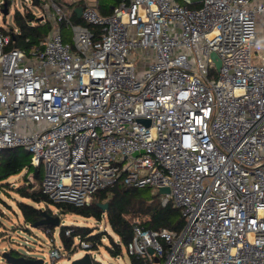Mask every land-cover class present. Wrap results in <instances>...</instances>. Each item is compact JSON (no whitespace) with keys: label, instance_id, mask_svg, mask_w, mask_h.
<instances>
[{"label":"built area","instance_id":"built-area-1","mask_svg":"<svg viewBox=\"0 0 264 264\" xmlns=\"http://www.w3.org/2000/svg\"><path fill=\"white\" fill-rule=\"evenodd\" d=\"M52 8L29 52L0 27V163L25 149L44 164L43 193L77 207L121 179L168 187L162 204L185 226L135 223L126 251L144 264H264V0H121L111 15L86 4L99 38ZM62 257L52 249V264Z\"/></svg>","mask_w":264,"mask_h":264},{"label":"trees","instance_id":"trees-1","mask_svg":"<svg viewBox=\"0 0 264 264\" xmlns=\"http://www.w3.org/2000/svg\"><path fill=\"white\" fill-rule=\"evenodd\" d=\"M5 1L8 4V8H10L12 1ZM120 2L121 0H111L110 2L98 0V9L103 15H111ZM38 3L39 0H33V4ZM84 6L82 3L70 4L73 12L71 21L74 24L88 26L95 33V37L99 38L102 29L87 25L78 15V9L84 8ZM14 22L15 28H12L11 32H6L12 37L13 42L10 47H18L26 52H29L34 46H38L53 30V24L50 21H42L31 10L16 11ZM60 27L62 32L64 28H67L65 23H60ZM64 38L67 40L65 36ZM29 154L28 151L23 154L21 148L7 149L3 152V158L0 163V188L4 189L6 186L5 180L20 174L24 175L26 184L17 189V194L25 201H18L17 207L25 225L33 226L43 220L44 209L39 207L40 205H44L46 213L53 217L55 216L52 210L54 208L59 214H74L86 219L95 218L98 221L106 218L108 226L117 237V240H115L108 235L112 244V246H108V250L113 256L123 254L124 249L132 240L135 223L153 231L181 232L185 226V219L181 209L172 202L163 205L161 196L153 192L151 188L129 187L122 182V179L113 186L98 191L89 205L77 207L66 203H56L43 193L41 187L43 177L40 167H35L31 164ZM32 169H36L34 173H32ZM34 179L40 183L38 188L34 187ZM105 203L108 204L107 210H103L99 206V204ZM37 228H43L46 232L50 230L51 233H54L56 228H61L59 234L62 245L67 250L75 248L77 239L90 244V249H97L101 244L102 237H100L99 233L92 234L93 231L88 228L83 230L76 226H65L62 225V222H60L59 227L43 225ZM66 230L70 231L69 235H66ZM10 253L13 255V252ZM25 257L29 258L28 256ZM131 260L132 264H144L141 259L134 256H131Z\"/></svg>","mask_w":264,"mask_h":264},{"label":"rangeland","instance_id":"rangeland-1","mask_svg":"<svg viewBox=\"0 0 264 264\" xmlns=\"http://www.w3.org/2000/svg\"><path fill=\"white\" fill-rule=\"evenodd\" d=\"M2 1L3 0H0V3ZM53 1L64 4L66 7L68 6L66 3H70V0H39L38 4H32L30 0H12L9 13L6 16L2 13V8L0 6V27L4 29L15 28L14 14L16 11H22L25 8H28L40 18L45 17V21H50V15L53 12ZM84 1L93 3L96 0ZM101 1L110 2L111 0ZM50 22L53 24L54 21L51 20ZM54 25L55 24H53V26ZM66 27L67 28H64L62 33L67 38V41L72 42V28ZM214 73H216V71L212 72L210 78H213L212 75ZM21 152L24 154L26 150L21 148ZM29 159H32V154H29ZM35 170L36 169H32V173H34ZM40 170L42 177H44V164L40 166ZM4 183L6 184L4 189L0 188V264H8L3 257L4 252H13L14 256H28L32 259H41L44 261V264H52L50 253L53 248L59 249L63 255L62 258L57 260L56 264H73L74 261L84 257L87 253L92 256V259L102 264H132L131 256L126 249H124L123 254L119 256L110 254L108 246H112V244L108 235L112 236L115 240H117V237L108 226L106 218L102 221H98L95 218L86 219L74 214H59V212L53 208L54 217H58L62 225L76 226L83 230L88 228L93 231L92 234L99 233L100 237H102L101 244L97 249H83L79 246L80 240L77 239V241H75V248L73 247L71 250H67L62 245L59 234L61 228H56L54 233L49 234L43 228L25 225L17 207L18 201H25V199L17 194V189L26 184L24 175L20 174L12 177L5 180ZM33 184L35 188H38L40 185L35 179ZM39 207L46 211L44 205H40Z\"/></svg>","mask_w":264,"mask_h":264},{"label":"water","instance_id":"water-1","mask_svg":"<svg viewBox=\"0 0 264 264\" xmlns=\"http://www.w3.org/2000/svg\"><path fill=\"white\" fill-rule=\"evenodd\" d=\"M3 13H4V15H7L9 13L7 3L4 4ZM81 14H82V8L78 9V15L81 16ZM211 57L215 61L216 67L220 68L222 63L218 59L217 54L213 53L211 55ZM144 123L146 125H149V121H144ZM137 155H138V153L134 154V156H137ZM158 194L159 195H169L170 189L168 187H161V188H159ZM99 206L103 210H107V208H108L107 203L99 204ZM43 215H44L43 220L37 222L32 227H38V226H43V225H53L55 227L60 226V219L58 217L50 216L46 213V211H43ZM3 257L8 264H44V261L41 259L26 258L25 256L17 257V256L12 255L10 252H4ZM91 263H92V257L90 254L87 253L84 257L74 261L73 264H91Z\"/></svg>","mask_w":264,"mask_h":264},{"label":"crops","instance_id":"crops-1","mask_svg":"<svg viewBox=\"0 0 264 264\" xmlns=\"http://www.w3.org/2000/svg\"><path fill=\"white\" fill-rule=\"evenodd\" d=\"M95 2H96V5H98V0H96ZM95 2L91 3V2H86L84 0H70V3H66V4L69 6V7L67 6V8H69V10H72V8L70 7V4L82 3V4L86 5V4H95Z\"/></svg>","mask_w":264,"mask_h":264}]
</instances>
